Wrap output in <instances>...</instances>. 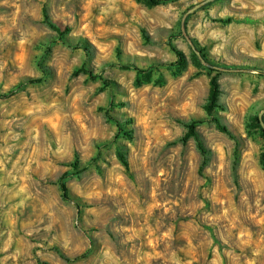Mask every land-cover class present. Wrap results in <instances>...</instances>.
<instances>
[{
	"label": "rangeland",
	"instance_id": "obj_1",
	"mask_svg": "<svg viewBox=\"0 0 264 264\" xmlns=\"http://www.w3.org/2000/svg\"><path fill=\"white\" fill-rule=\"evenodd\" d=\"M159 1L0 0V264H264V0Z\"/></svg>",
	"mask_w": 264,
	"mask_h": 264
},
{
	"label": "trees",
	"instance_id": "obj_2",
	"mask_svg": "<svg viewBox=\"0 0 264 264\" xmlns=\"http://www.w3.org/2000/svg\"><path fill=\"white\" fill-rule=\"evenodd\" d=\"M151 1L155 2V3H160L159 0H151ZM53 27L55 29L61 31V29L59 27H56V26H53ZM198 51L203 55V51L202 50L199 49ZM176 53H177V56H178V61L181 62V63L184 62L183 54L181 52H179V51H176ZM235 69H236V67H234V66H224V67L220 68V70H224V71H234ZM260 73L264 75V71L263 70L260 71ZM211 85H212L211 94H210L209 104L206 107V111H207V113L209 115L213 116L214 113H215V109L219 107V105L217 104L219 86H218V82H217L216 79H214L212 81ZM215 121L217 123V127L222 132H224V133L228 134L229 136L233 137V135L230 132V130L228 129V127L223 125L219 118L215 117ZM197 124H198V122H192L191 124L187 125L188 133L186 134L184 141H186L191 136H196V125ZM261 127H262V129L264 131V124H262ZM118 128H119V132L123 133L125 135V137H127L130 140L133 138L132 131H127V129L124 128L121 124H118ZM197 147L200 150L202 156L204 157V162H203V165H202V168H201V171H202L203 167L206 165L207 157H208L209 153H208L207 148L204 146V144L199 139L197 140ZM117 157L121 161V163L123 164L125 169L129 172L130 171V164L128 162V159H127L125 153L123 151H121V150H118ZM262 164H263V167H264V152H263V156H262ZM73 166L74 167H78V161H76V163ZM59 184H60V189L62 191L63 198L65 200H71V197L69 195V190H68V187H67L65 181L64 180H60ZM57 251L61 255V257L63 259H65L66 261H75V260H78V259H80V258L85 256V255H82L80 257H77V258L71 260L69 258H66V256L64 254H62L59 250H57Z\"/></svg>",
	"mask_w": 264,
	"mask_h": 264
}]
</instances>
